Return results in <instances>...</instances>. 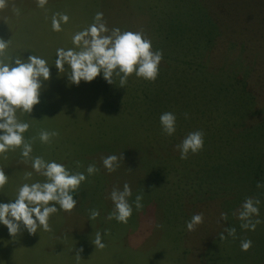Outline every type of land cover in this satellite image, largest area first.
<instances>
[{
  "label": "rangeland",
  "instance_id": "374dc122",
  "mask_svg": "<svg viewBox=\"0 0 264 264\" xmlns=\"http://www.w3.org/2000/svg\"><path fill=\"white\" fill-rule=\"evenodd\" d=\"M7 4L0 10V38L10 40L7 54L39 56L51 66V79L31 115L17 111L18 119L30 125L25 138H35L31 157L55 161L87 178L74 193L76 207L50 216L51 232L41 227L35 235L24 230L13 238L0 224V264H264V193L253 194L260 204L252 220L262 222L255 231L245 230L234 213L252 193L238 195L240 190L229 184L232 192L223 194L219 188L230 175L226 181L213 180V168L226 158L220 168L235 170L233 180L244 183L235 175L239 172L248 185L264 184V0H48L43 8L37 0ZM97 12L110 30L142 32L153 50L163 53L155 82L135 73L125 88L119 87L118 77L108 84L102 73L79 86L69 85L66 75L58 78L56 50L74 48L72 37L91 25ZM56 13L69 17L59 32L52 29ZM164 112L177 117L172 136L162 131ZM41 130L59 136L44 144L38 138ZM196 130L205 134L203 150L181 159L176 145ZM108 155L123 156L111 174L101 160ZM89 164L99 172L88 176ZM0 168L9 176L0 203L14 200L23 184L46 179L33 170L31 159L25 162L19 148L0 155ZM27 172H32L29 180L24 179ZM125 183L133 206L127 224L107 219L114 209L110 193L114 187L123 190ZM141 194L143 207L137 210L134 202ZM91 209L100 213L95 220L89 219ZM197 213H203L204 221L189 231L186 222ZM221 213H227L226 221ZM226 227H235V238L224 232ZM96 232L106 244L103 249L92 243ZM242 240L252 241L248 251L241 250Z\"/></svg>",
  "mask_w": 264,
  "mask_h": 264
},
{
  "label": "clouds",
  "instance_id": "9594fccd",
  "mask_svg": "<svg viewBox=\"0 0 264 264\" xmlns=\"http://www.w3.org/2000/svg\"><path fill=\"white\" fill-rule=\"evenodd\" d=\"M48 0H37V6L43 8ZM8 7L7 0H0V10ZM15 14L19 15L20 10L12 5ZM69 17L66 14L56 13L52 17L53 31H62L61 23H67ZM74 48L56 50L55 67L58 70V78L67 76L69 85L79 86L81 81L90 83L101 73L103 79L110 85L114 84L115 78H119V87L125 88L128 78L135 73L137 78H143L149 82H155L159 75V65L163 59L160 50H153L151 40L146 38L142 32L121 31L119 28L107 27L103 19V13L97 12L94 22L86 29L77 32L72 37ZM10 40L0 38V155L6 154L9 150L21 149V155L32 160V168L40 176L45 177L44 182L23 184L14 200L7 203H0V224L7 227L9 235L16 238L27 230L29 235H35L39 228L51 232L49 218L58 210L71 212L78 201L73 198L72 193L78 192L86 176L82 172L72 173L63 164L55 161H46L41 156L31 157L33 152L32 143L35 138H25L30 127L29 123L22 122L17 117L20 110L29 116L34 106L40 103V95L45 87V82L50 81L51 72L47 61L39 56L29 55L27 59L9 56L7 50ZM14 58V62H13ZM65 65L68 67L65 68ZM187 118V113H185ZM162 131L167 136L176 132L177 117L173 112H164L160 115ZM59 136V132L52 130H41L38 138L41 143L50 144L53 137ZM204 132L196 130L176 145L180 152L181 159H187L189 153L195 155L204 148ZM5 158L6 155H5ZM123 156L108 155L101 157L104 168L109 174L120 167V160ZM76 166L81 167L79 161ZM88 176L99 172L95 164H89ZM32 172L25 173L24 179L29 180ZM9 176L5 174L4 168H0V189L8 182ZM163 187V186H162ZM257 187L264 185L257 184ZM132 190L128 183L123 185V190L114 187L110 193V199L114 209L107 216L108 220L115 219L117 222L127 224L133 214V206L129 203ZM143 195L135 198V208L142 209ZM260 200L253 197H246L238 213V219L243 221L241 228L255 231L256 226L262 221L252 220L253 216H259ZM58 206V207H57ZM100 215L97 209L89 211V219L95 220ZM221 220H227V213H221ZM204 221L203 213L194 214L186 227L194 231ZM162 227V225H157ZM224 232L235 238V227H226ZM219 239H226L222 232ZM100 232H96L92 243L96 248L103 249L106 244L102 242ZM241 250L248 251L252 247L251 240L241 241ZM78 249L76 257L80 258Z\"/></svg>",
  "mask_w": 264,
  "mask_h": 264
},
{
  "label": "trees",
  "instance_id": "16d2710c",
  "mask_svg": "<svg viewBox=\"0 0 264 264\" xmlns=\"http://www.w3.org/2000/svg\"><path fill=\"white\" fill-rule=\"evenodd\" d=\"M222 160L221 163H219V165H216L215 168H213V180H218L220 178H223V181H226L224 177H228V175H230V179L228 180V183L224 184L223 187H221V189L219 188V190L225 194V193H230L232 192L233 188L229 185V184H232L234 185L235 187H237L240 191H236L235 193H237L238 195H240V192L244 193V195L248 194L251 195V197H253V194H260L261 192L264 193V187H260L258 188L257 187V184L258 183H251L248 185L247 182L244 181L243 177H242V174L241 173H236L235 175L238 177V178H242L243 182L242 183L239 179L237 180H233L232 179V176H233V172L235 170H229L226 169V170H223L220 168V165L224 164V162L226 161V158H223V159H220ZM240 165V164H237V166ZM253 166L250 164L249 165V168L250 170L252 171V175L256 178H258V175H259V172L257 171V169L255 168H252ZM261 185H264L263 183H259ZM73 195V198L76 199L75 197V194L72 193ZM254 198V197H253ZM259 199V198H257ZM263 202H264V198L261 199Z\"/></svg>",
  "mask_w": 264,
  "mask_h": 264
}]
</instances>
